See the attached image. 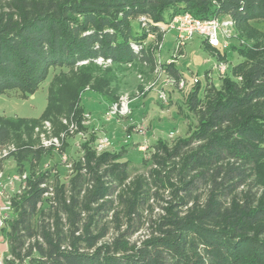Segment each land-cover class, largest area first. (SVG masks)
<instances>
[{
	"label": "trees",
	"instance_id": "16d2710c",
	"mask_svg": "<svg viewBox=\"0 0 264 264\" xmlns=\"http://www.w3.org/2000/svg\"><path fill=\"white\" fill-rule=\"evenodd\" d=\"M184 13L200 20L231 19L241 42L231 48L242 60L230 65L226 51L202 41L216 62L228 63L225 75L214 86L207 71L205 86L198 82L185 94L187 136L151 144L149 157L140 161L146 173L130 178L126 149L96 152L98 138L83 124L82 95L93 93L108 106L118 103L116 71L152 67L147 36L161 42L160 23ZM133 20L139 25L135 34ZM259 23L264 0H0V96L27 98L58 70L43 114L0 117V142L10 138L9 128L28 130L42 120L51 123L59 140L65 131L58 150L24 145L11 154L14 170L26 174V181L21 194L10 198L12 215L2 230L10 257L5 264H19L33 250L34 264H264V31L253 26ZM100 60L108 65L99 66ZM167 70L179 74L176 67ZM72 122L83 139L69 174L54 166L37 171L54 151L67 153ZM198 183L206 189L203 200L194 193ZM50 187L53 199L44 197ZM116 188L114 217L127 224L169 190L171 201L153 224L156 235L140 247L129 244L124 233L96 247L102 237L92 234L94 216L114 210L108 198ZM84 213V237L78 238ZM30 239L33 244L22 254Z\"/></svg>",
	"mask_w": 264,
	"mask_h": 264
},
{
	"label": "rangeland",
	"instance_id": "374dc122",
	"mask_svg": "<svg viewBox=\"0 0 264 264\" xmlns=\"http://www.w3.org/2000/svg\"><path fill=\"white\" fill-rule=\"evenodd\" d=\"M163 25V23H160ZM253 25V24H252ZM261 31H264V23L253 25ZM132 32H139V25L137 21L131 22ZM232 37L227 41V47L223 48L227 52V59L230 65H236L241 62V58L235 53V50L231 46L237 47L241 42L236 37L235 31L231 32ZM160 42H156L153 39L147 37L146 47L152 51L153 54V66L150 67L146 64H137L127 66L121 70L116 71V79L114 86L117 87L119 97L118 101L122 98H126L129 101L130 114L127 117H116L111 122H105L103 115L107 110L108 104L99 96L85 92L82 95V104L86 108L85 115H89L90 118H85V126H87L90 132L93 130L98 139L108 138L109 151H119L121 148L126 149L123 160L128 161V173L130 178H133L139 174H145L146 169L140 165L142 157H149L148 149L151 144L157 140H166L171 135L175 137L187 136L188 121L183 116V110H186L184 105L185 94L199 82L201 87L206 84L204 75L207 71H210V81L214 86L219 85V74L214 67L216 64L215 57L208 52L206 48L202 46V39L198 36H194L188 41L181 49L178 56L174 54V41L171 34H167L164 37L163 47L158 56V45ZM160 61V63H159ZM168 61V62H167ZM168 63V64H167ZM99 66L106 67L108 64L97 63ZM176 67L179 71L177 76L167 70V68L173 69ZM58 70L52 71L47 79L40 85L38 90L27 98L20 99L16 97L15 93L10 96H0V117H11L21 119H38L44 112L47 104V90L51 81L52 75L57 73ZM162 72V73H161ZM161 73V75H160ZM166 77L174 79L175 81L183 78L188 82L184 91H180L176 86L166 85ZM198 80L196 83H192V80ZM164 91L167 102L162 104L158 98L157 93ZM63 124H67L66 120L62 119ZM84 123V121H83ZM5 124V123H4ZM10 127V125H9ZM18 127V126H14ZM32 127V130L30 129ZM20 125L16 130L9 128L11 135L10 138L4 142H0V150L11 147L14 151L21 149L24 145H30L33 148L42 147L43 149H49L51 147L49 143L52 139H57L54 136L53 127L47 120H42L38 125L26 127ZM76 125L72 122L68 124L66 132L69 138L66 137L68 146L66 147L68 162L71 164L74 157L81 155L79 143L82 141L83 136L75 135L77 132ZM16 134H13V133ZM65 132V131H64ZM64 132H61L59 142L62 145L64 141ZM97 139V140H98ZM3 159L0 164L2 172H8V177L18 175L19 173L14 170V164L11 159V154ZM54 151V155L48 156L37 165L36 170H41L47 166L56 167L55 171L58 173L65 172V165L60 160V156ZM66 175L69 171L65 172ZM173 183H177L175 179ZM194 193L199 195L201 199H204L206 189L203 185L197 184ZM17 191L20 188L18 183L14 185ZM118 188L114 191L112 196L108 199L113 201L112 211H101L96 216L95 226L93 227V235H101L97 242V246L104 244H111L113 240L119 235V233L125 234V239L129 244L140 247L141 244L149 239L153 234V224L160 216L163 215V207L167 205V202L171 201V195L169 190L160 192L158 198H154L149 202V206H145L141 214L134 219L131 224H127L121 217H114V211L117 207L116 195ZM21 194V192H20ZM18 194V195H20ZM96 207V205H95ZM80 223L78 224V231L75 232V237L83 238V224L87 221L86 213L81 214ZM65 222V218H63ZM118 228H120L119 231ZM67 227H65L66 231ZM69 235V234H68ZM156 235V234H154ZM34 240H27L24 251H28L29 244H33ZM85 243L81 242V251H86ZM67 247V243L64 244ZM0 252H7V242H0ZM92 252V251H90ZM38 259L34 253L19 262V264H34L30 259ZM5 264V262H4Z\"/></svg>",
	"mask_w": 264,
	"mask_h": 264
},
{
	"label": "built area",
	"instance_id": "2783aa9c",
	"mask_svg": "<svg viewBox=\"0 0 264 264\" xmlns=\"http://www.w3.org/2000/svg\"><path fill=\"white\" fill-rule=\"evenodd\" d=\"M144 19L141 18L142 22ZM234 28V22L227 17H215L208 20H200L193 17L189 13H184L172 18L169 22L162 25L160 32L162 33V41L158 45V56L159 52L163 47L164 37L167 34H171L174 41V57L178 56L181 52L182 47L190 41L194 36H198L204 41L209 47L212 48H226L227 41L232 37V30ZM150 39H155V36L150 34L147 36ZM146 47V44H144ZM141 48V47H140ZM135 48V51L140 49ZM168 62V61H167ZM102 63V61H98ZM160 63V61H159ZM168 64V63H167ZM219 74V77H223L228 69V63L225 62H216L214 66ZM162 73V72H161ZM160 73V75H161ZM192 83L198 82V80L190 81ZM188 82L183 78L175 81L174 79L166 77V85L176 86L180 91H184ZM157 98L162 104H166L167 98L164 91H159L157 93ZM130 114L129 110V101L126 98H122L118 103L108 106L107 110L103 115L105 122H111L113 118L116 117H127ZM85 118L89 119V115H85ZM85 124V120L84 123ZM172 136V135H171ZM170 136V137H171ZM50 146H53L55 150H58L61 146L59 139H52L49 143ZM108 138H100L97 140L95 150L97 153H100L106 150L109 147ZM14 151L11 147L0 150V164L5 159L10 152ZM62 163H64L66 169L71 171V164L67 160V156L64 154L61 156ZM26 174H18L11 177L5 176L0 168V238L2 237V230L6 226L8 220L12 215V204L10 198L14 194H20L25 188ZM15 183L20 185V188L16 191L14 188ZM53 189L50 187L44 193V197L53 199ZM10 257L6 253L0 252V264H4L6 260H9Z\"/></svg>",
	"mask_w": 264,
	"mask_h": 264
},
{
	"label": "crops",
	"instance_id": "0c3cea01",
	"mask_svg": "<svg viewBox=\"0 0 264 264\" xmlns=\"http://www.w3.org/2000/svg\"><path fill=\"white\" fill-rule=\"evenodd\" d=\"M8 175V172H5V176H7ZM4 239H3V237H1L0 238V242H2ZM5 241V240H4Z\"/></svg>",
	"mask_w": 264,
	"mask_h": 264
}]
</instances>
